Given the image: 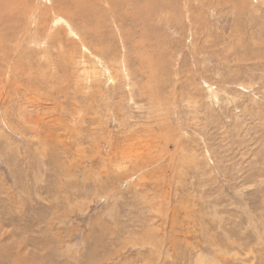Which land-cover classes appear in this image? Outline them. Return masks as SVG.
<instances>
[{
  "label": "rangeland",
  "instance_id": "obj_1",
  "mask_svg": "<svg viewBox=\"0 0 264 264\" xmlns=\"http://www.w3.org/2000/svg\"><path fill=\"white\" fill-rule=\"evenodd\" d=\"M0 264H264V0H0Z\"/></svg>",
  "mask_w": 264,
  "mask_h": 264
}]
</instances>
